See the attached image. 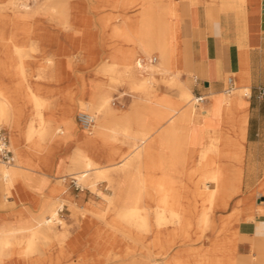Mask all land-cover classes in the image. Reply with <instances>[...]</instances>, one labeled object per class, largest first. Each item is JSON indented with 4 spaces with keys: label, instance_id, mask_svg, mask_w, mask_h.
<instances>
[{
    "label": "bare ground",
    "instance_id": "obj_1",
    "mask_svg": "<svg viewBox=\"0 0 264 264\" xmlns=\"http://www.w3.org/2000/svg\"><path fill=\"white\" fill-rule=\"evenodd\" d=\"M168 1L101 0L106 5H119L124 9L141 8L138 16H125L113 30L118 39L132 45L129 48L122 44L117 46L111 52L112 59L100 63L98 72L111 78L126 79L140 100L156 97L158 79L167 90L148 108L135 107L132 111L118 113L112 104V84H106L96 76L88 82L84 79L83 86L89 96L82 103L94 113L86 110L79 113L93 115L95 128L90 134H80L72 117L74 99L69 91L68 101L61 107V125L53 129L56 118L47 117V111L57 104L58 96L51 98L43 94L42 84L30 80L31 66L27 63L30 58L41 56L34 77L41 82L62 84L65 81L63 62L58 52L41 55V41L45 39V44H53L52 38L44 33L40 37L31 36V25L24 23L27 17L42 12L45 20L67 27L71 23L73 3L43 0L28 6L25 0H0V14L5 17L0 25V126L4 124L10 128L15 153L13 163L0 160V264L11 261L13 264H59L49 251L57 246L69 251V244H76L75 238L66 242L71 233L69 229L59 228V224L63 225L60 217L63 202L72 203L61 196L62 188H52L50 200L32 215L21 210L14 212L12 205L7 203L10 194L21 202L35 197L26 186L25 169L34 154L55 152L57 144L49 143L54 134L63 133L58 141L71 137L78 139L76 149L68 154L67 170L73 178L91 188L99 181H106L112 191L103 194L107 202L103 212L93 205L80 212L82 216L75 222L78 233L96 232L93 216L96 214L97 220L100 216L106 218L107 230L118 250L133 252L134 244L138 243L137 235H143L147 238L142 244L146 252L153 253L154 246L157 254L165 258L148 262L120 260L118 264H207V232L215 221V212L227 210L236 199L233 211L242 215V141L248 123L243 95H249L251 89L238 86L234 94L223 97L219 124L206 125L210 109L197 110L188 81L183 80L181 71L171 65L175 37L172 17L176 14L171 11ZM155 49L161 54L159 64H156V57H149ZM139 52L147 56L145 63L138 56ZM5 77L9 78L7 83L3 81ZM17 89L22 90L23 103L15 96ZM54 89L51 87V91ZM25 113L32 119L21 125ZM202 126H206L204 130ZM96 140L108 142L106 163L98 162L81 145L93 147ZM200 140L203 143L198 145ZM153 170L159 172L152 173ZM263 187L264 183L258 189ZM263 204L264 199L257 204L255 218L258 215L264 217ZM259 224L263 225L264 221ZM248 238L251 239L249 244L245 242ZM242 239L245 263L264 264V236L263 242H256L248 235ZM196 240L199 243H194ZM248 246L249 252L245 251ZM114 252H109V259L121 256ZM250 254H255L254 258H250Z\"/></svg>",
    "mask_w": 264,
    "mask_h": 264
},
{
    "label": "rangeland",
    "instance_id": "obj_2",
    "mask_svg": "<svg viewBox=\"0 0 264 264\" xmlns=\"http://www.w3.org/2000/svg\"><path fill=\"white\" fill-rule=\"evenodd\" d=\"M41 1L43 0H25V2L29 4L28 6H35ZM55 1L64 2L66 0ZM69 1L73 3L74 9L70 11L71 23L67 25V27L57 26L53 22L45 20L42 16V12H40L38 15H34L33 17H27V19L24 21L27 26L31 25V36L40 37V34L44 33L52 38L51 40L53 41V44H49L50 46L48 44H45V39L41 41V46H43V53H41V55H46L50 52L60 53L59 56L61 58V61L63 62L62 70L65 75V81L62 84L51 81H38L34 76L36 75L35 67L38 64V58H42L39 55L30 58L27 64L29 65V67L31 66L29 71L30 80L35 82V84H42L43 94L51 98L58 96L57 104L49 111H47V117L53 116L56 118L53 121V129L61 125V122L59 121V118L61 116V107L68 101L67 92L69 91L73 94L74 110L72 113V117L76 121L78 132L80 134H90V132L94 130L95 126L90 130L84 129L81 127L77 119L79 111H90L87 108L86 103H82V101L86 102L89 96V91H86L83 86L84 79L86 82H88L90 81L91 77L96 76L98 77L97 79L101 80L102 82L106 84H112V104L116 109V112L118 113L132 111L135 107L148 108L153 105L158 95L163 94L167 89L158 79L156 80L157 84L155 86L156 97H152L148 100H140L139 94L135 93L130 88V85L127 83L126 79H117V77L111 78L110 76L103 75L98 72L100 63L106 60H111V52H113L117 46H120L122 44L125 48H129L128 46L132 45L131 42H124L118 39L113 30H115V24L123 20L125 16H138L141 6H134L124 9L119 5H106L105 3L101 2V0H87V4H85L81 0ZM192 1L196 2L195 0ZM108 9H110L111 11H109ZM3 17L4 16L0 14V25L4 22L1 21L5 18ZM105 20H107V23L105 22ZM71 35L73 37V44L71 46L72 52L68 54L67 52L69 51V48L66 46L64 39ZM21 41L23 40H20V42ZM0 49H2L1 45ZM65 54H68V56H66ZM138 56L143 58V63L146 62L147 56H145L141 52L138 53ZM149 57H156V64H159L161 62V54L158 49L153 50ZM70 60L74 61L75 65L80 62L81 70L74 72L75 77L66 69V66L67 64L69 65ZM5 78L6 79L3 78V81L7 83L9 81V78ZM238 86L239 85H236L235 88ZM51 87L55 89L51 91ZM168 91L173 92V90ZM232 93L234 94L235 90H233ZM231 94H226L223 92L219 95H210L206 97L205 100V102L207 100L210 101L208 105L205 102L199 103L196 105V108L197 110H200L202 107H217L219 106L220 98L228 97ZM15 96L17 97L19 102L23 103L24 95L22 93V90L17 89ZM244 96L246 95H243V98ZM247 96L249 95L247 94ZM114 100H116V104L113 103ZM193 101L194 100H192V102ZM90 112L94 113L93 111ZM28 113H25L21 117V125H23L24 122L26 123L27 121L32 119L31 115H29ZM258 119H260L262 122L264 121L263 109L259 111ZM218 124L219 117L217 116V114L210 113L206 125ZM1 126L5 127L9 132L10 148L14 152L12 146L11 130L4 124H2ZM202 127V130H204L206 126ZM62 136H64L63 133L57 135L54 134L49 141V143L57 144V148L52 154L48 152L34 154L32 162L31 164L27 165L25 172L28 176V182L26 183V186L28 190H30L31 193L34 194L35 197L21 202L15 195H8L11 196V198H9L7 203L12 205V210L14 212L21 210L25 212L26 215H32L35 214L40 206H42L47 200H50L51 197L46 193L48 184L46 181L49 182L46 169L50 168V163H53L55 161L62 172V174L58 177L60 179V182L63 183L64 181H66L64 182L65 186L60 191V193L62 194L61 196L64 198H68L69 194L72 195L71 199L68 198V200H70L72 203L65 201L63 202V207L60 209V217L62 218L63 225L59 224V228L70 230L71 233L66 242L70 243L73 238L76 239L75 246L69 244V251H66L64 247L63 249H61L59 246H57L55 250L49 251L53 255V257L59 260V264H78L79 262H83L84 264H118L120 260H123L125 262H130L133 259L145 262H148L150 260H164L165 258L163 257V255L157 254L154 246L151 250L153 253L148 254L146 252V249L143 248L142 244L147 241V238L143 237V235H137L138 243H133L137 249L135 248L133 252L130 253L128 249L118 250V248H116V245L115 247L113 245L112 234H110L107 230L108 226L105 221L106 218L100 216V219L97 220L96 214L93 215L96 220L94 223V230L96 232L91 230L90 232H87L85 234L78 233V231L76 230L75 222L78 216H82L80 212L82 210H86L87 207H90L92 205L95 206L94 208L98 207L100 211L103 212L107 205V202L103 198V194H111L112 191L110 186H108V182L106 181H99L95 188H91L85 182L80 183L77 179L73 178L71 171L67 170V163L69 162L68 154L76 149L78 145V139L71 137L67 139L63 138L58 141V138ZM21 143L24 147H26L23 139H21ZM202 143L203 141L200 140L198 142V145H201ZM107 144L108 142L96 140L93 147L87 144L81 145L83 146V148L85 147V149H87L88 153H92V156L95 157L98 162L106 163V152L108 148ZM242 166L244 169V175L241 185V197L251 199L257 206V204L259 205V203L264 199V187L258 189L260 184L264 183V144H260L250 148L248 147L247 150L245 149V157ZM35 169H39V172L36 173L34 171ZM158 172L159 171H154L152 173ZM64 192L66 193V195L63 194ZM262 206H264V204ZM218 212L222 211L217 210L215 212V221L213 223L215 226L213 224H210L209 230L207 232V239L209 241L214 235V232L217 228ZM254 240L256 242H261L263 240V237H255ZM246 241L249 244L251 239L248 238V240H245V242ZM66 242H64L63 244H66ZM194 243H199V240L194 241ZM252 250H254V248H252ZM65 251L67 253H64ZM113 251L121 253V256L118 259H114L113 257L109 259L108 256L110 253H113ZM245 251L249 252L250 246L246 247ZM250 256V258H254L253 256H255V254H250ZM7 264H13V261ZM41 264L49 263L42 262Z\"/></svg>",
    "mask_w": 264,
    "mask_h": 264
},
{
    "label": "crops",
    "instance_id": "obj_3",
    "mask_svg": "<svg viewBox=\"0 0 264 264\" xmlns=\"http://www.w3.org/2000/svg\"><path fill=\"white\" fill-rule=\"evenodd\" d=\"M81 1L87 4V0ZM195 1H168L176 14L172 17L175 37L171 65L181 71L182 79L188 81L194 95L222 94L229 75L234 76L236 85L250 87L252 96H244L248 112L242 141L245 157V149L264 144V121L258 119L259 111L264 110V98L257 97L258 88H264V0ZM64 42L70 54L72 35ZM66 69L75 77L74 72L81 70L80 62L75 65L70 60ZM221 101L222 98L217 107H208L210 113L219 116ZM205 103L208 105L210 101ZM50 164L46 169L47 194L52 188H63L66 182L61 183L58 178L62 172L57 163ZM34 171L37 173L39 169ZM71 197L69 194L68 198ZM231 202L230 208L217 214V228L209 241L207 264H246L241 251L243 236L252 239L264 236V224H259L264 217H254L256 205L253 201L243 198L242 215L232 211L237 200Z\"/></svg>",
    "mask_w": 264,
    "mask_h": 264
},
{
    "label": "built area",
    "instance_id": "obj_4",
    "mask_svg": "<svg viewBox=\"0 0 264 264\" xmlns=\"http://www.w3.org/2000/svg\"><path fill=\"white\" fill-rule=\"evenodd\" d=\"M235 79L233 75H229L226 78L225 86L223 92L226 94H231L235 89ZM249 96H252V91H250ZM257 97L264 98V88H258ZM196 103L199 104L206 99L205 95L199 94L195 96ZM116 104V100L113 102ZM78 122L82 128L91 129L95 123V118L88 112H80L77 116ZM0 160L8 164L15 161L14 153L9 148V134L5 127L0 126Z\"/></svg>",
    "mask_w": 264,
    "mask_h": 264
}]
</instances>
